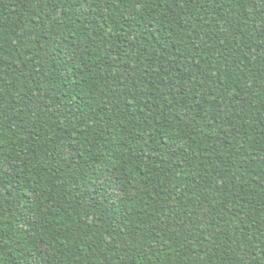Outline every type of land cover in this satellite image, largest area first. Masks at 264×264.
I'll use <instances>...</instances> for the list:
<instances>
[{
    "label": "trees",
    "instance_id": "16d2710c",
    "mask_svg": "<svg viewBox=\"0 0 264 264\" xmlns=\"http://www.w3.org/2000/svg\"><path fill=\"white\" fill-rule=\"evenodd\" d=\"M0 264H264V0H0Z\"/></svg>",
    "mask_w": 264,
    "mask_h": 264
}]
</instances>
